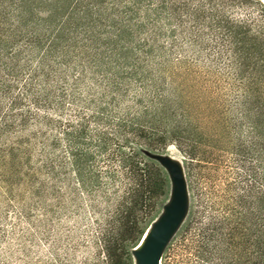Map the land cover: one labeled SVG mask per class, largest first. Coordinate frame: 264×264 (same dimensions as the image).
<instances>
[{
	"label": "trees",
	"instance_id": "16d2710c",
	"mask_svg": "<svg viewBox=\"0 0 264 264\" xmlns=\"http://www.w3.org/2000/svg\"><path fill=\"white\" fill-rule=\"evenodd\" d=\"M187 89L259 126L262 141L240 142L260 169L258 254L242 263L264 264L260 0H0V188L84 209L107 256L130 261L169 199V145L200 180ZM248 192L195 186L160 264H238Z\"/></svg>",
	"mask_w": 264,
	"mask_h": 264
},
{
	"label": "rangeland",
	"instance_id": "374dc122",
	"mask_svg": "<svg viewBox=\"0 0 264 264\" xmlns=\"http://www.w3.org/2000/svg\"><path fill=\"white\" fill-rule=\"evenodd\" d=\"M187 93L194 111L197 109L196 116L194 113L193 138L194 145L195 140L197 141L195 157L199 160L196 170L200 174V180L195 183V163L193 169H190L189 165L183 163L182 153L169 145L164 157L173 165L185 185L186 205L179 223L163 245L160 257L179 240L178 230L185 224L189 212L195 214V186L206 191L224 188L231 194L249 191V195L245 197L244 209L249 211L251 206L253 214L250 221L246 220L244 223L243 239L237 244L242 252L238 264H244L242 262L246 254L251 252L253 257L258 254L260 169L258 145L253 144L252 149L247 152L246 146L240 142L262 141V135H259V126L255 125L250 133L247 123L238 122L242 119L241 114L230 106H224L225 110L215 108L214 96L195 89L191 92L187 89ZM195 100L198 101L197 105ZM174 187L171 180L166 205L171 202ZM13 191V196L7 197L4 188H0V264H137L136 245L131 248L130 261L117 250L115 253L111 250L109 257L107 256L98 240V225L92 218L85 216L84 209L76 210L66 201L58 204L49 195L40 197L39 201L31 204L35 198L23 188ZM18 194L22 195L18 197ZM27 210L30 215L22 216V211ZM214 211L218 213L219 206H215ZM164 213L163 209L147 226L143 235L148 237ZM248 242H251L250 246ZM109 248L113 249V245Z\"/></svg>",
	"mask_w": 264,
	"mask_h": 264
},
{
	"label": "water",
	"instance_id": "95a60500",
	"mask_svg": "<svg viewBox=\"0 0 264 264\" xmlns=\"http://www.w3.org/2000/svg\"><path fill=\"white\" fill-rule=\"evenodd\" d=\"M170 179L175 187L169 205L164 208L165 213L155 225L151 233L140 246L135 249L137 264H160V252L167 238L179 223L186 205L185 185L171 163L166 162Z\"/></svg>",
	"mask_w": 264,
	"mask_h": 264
},
{
	"label": "bare ground",
	"instance_id": "6f19581e",
	"mask_svg": "<svg viewBox=\"0 0 264 264\" xmlns=\"http://www.w3.org/2000/svg\"><path fill=\"white\" fill-rule=\"evenodd\" d=\"M263 4H264V0H260ZM146 238V234H144L142 237H141V239H140V241L138 242V244L136 245V248H140V246L142 245V243H143V241H144V239Z\"/></svg>",
	"mask_w": 264,
	"mask_h": 264
}]
</instances>
